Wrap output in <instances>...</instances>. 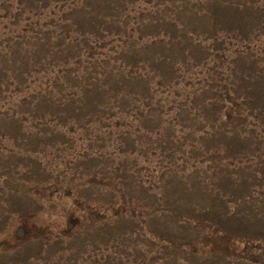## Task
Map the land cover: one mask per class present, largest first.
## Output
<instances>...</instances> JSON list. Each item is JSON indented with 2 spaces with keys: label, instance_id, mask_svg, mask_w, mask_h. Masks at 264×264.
<instances>
[{
  "label": "rangeland",
  "instance_id": "rangeland-1",
  "mask_svg": "<svg viewBox=\"0 0 264 264\" xmlns=\"http://www.w3.org/2000/svg\"><path fill=\"white\" fill-rule=\"evenodd\" d=\"M0 264H264V0H0Z\"/></svg>",
  "mask_w": 264,
  "mask_h": 264
}]
</instances>
